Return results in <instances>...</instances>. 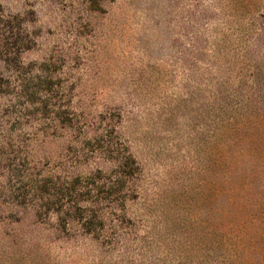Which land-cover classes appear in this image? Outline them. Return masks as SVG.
Listing matches in <instances>:
<instances>
[{
	"label": "rangeland",
	"instance_id": "1",
	"mask_svg": "<svg viewBox=\"0 0 264 264\" xmlns=\"http://www.w3.org/2000/svg\"><path fill=\"white\" fill-rule=\"evenodd\" d=\"M0 264H264V0H0Z\"/></svg>",
	"mask_w": 264,
	"mask_h": 264
}]
</instances>
